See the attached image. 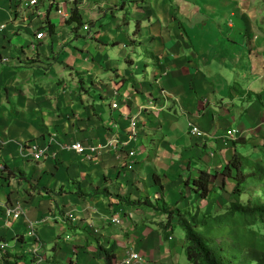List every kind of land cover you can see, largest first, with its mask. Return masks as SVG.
Listing matches in <instances>:
<instances>
[{"label":"crops","instance_id":"0c3cea01","mask_svg":"<svg viewBox=\"0 0 264 264\" xmlns=\"http://www.w3.org/2000/svg\"><path fill=\"white\" fill-rule=\"evenodd\" d=\"M26 1L0 0V254L36 264L39 247V264H104L98 241L116 245L114 264L129 250L180 264L185 242L162 237L166 216L127 202L206 214L227 204L234 184L221 172L232 151L253 147L256 159L264 146V0ZM74 8L81 24L67 23ZM133 118L136 139L118 160L108 143L127 141ZM74 142L100 153L62 149ZM32 145L48 155L34 161ZM201 171L212 176L206 200L190 187ZM17 206L22 215L6 225Z\"/></svg>","mask_w":264,"mask_h":264},{"label":"trees","instance_id":"16d2710c","mask_svg":"<svg viewBox=\"0 0 264 264\" xmlns=\"http://www.w3.org/2000/svg\"><path fill=\"white\" fill-rule=\"evenodd\" d=\"M76 22L81 24V17L77 9L71 11V17L67 23ZM257 100L262 105L261 95ZM239 143L234 141V147ZM261 155L253 160L250 155H241L237 150L223 167L221 172L222 181L228 179L233 182V188L225 192L229 194V202L222 206L220 203L211 213H199L187 209L181 210L176 205L167 207L162 204L152 205L148 200L129 201L132 207H145L165 215V222L159 223L162 237L168 240L176 226L184 232V254L189 264H264V235L250 228L255 224L264 227V146ZM254 167H258L254 169ZM252 177H255L253 180ZM158 183V178H154ZM212 176L201 171L199 176L192 181L193 190L200 199L206 200L211 193L210 184ZM251 179V180H250ZM256 192L260 197H252L243 202L242 196L251 197ZM82 198L89 195L77 191ZM182 199H183V193ZM226 210L223 211L224 208ZM223 211V212H222ZM175 220V222H174ZM236 227L238 237L235 241L228 238H213L212 231L219 230L224 226ZM204 232V234L202 233ZM229 233V232H228ZM228 239V240H227ZM5 239L0 237V243ZM116 245L104 247L97 241L96 251L93 254L96 260H102L104 264H114ZM22 257L14 256L6 251L0 254L3 264H18Z\"/></svg>","mask_w":264,"mask_h":264},{"label":"built area","instance_id":"2783aa9c","mask_svg":"<svg viewBox=\"0 0 264 264\" xmlns=\"http://www.w3.org/2000/svg\"><path fill=\"white\" fill-rule=\"evenodd\" d=\"M38 4L37 0H28L26 1V5L27 6H35ZM57 14L60 17L68 18L69 15L64 11L63 8H58L57 9ZM1 28H4L3 26ZM85 29H88V27H84ZM44 37V32L43 31H39L36 35V39L37 40H42V38ZM114 108H117V103H114L112 105ZM137 121L136 118H133L131 120V132L130 135L128 136L127 141L125 142H121L118 145H115L114 143L112 144V142L108 143V146L112 147L113 149L118 153L117 158L118 160L121 159L122 156V150L128 146V144L133 141L134 139H136V126ZM190 134L192 136H204V134L202 133V131L195 125L190 124ZM238 134L237 130H231L228 131L226 133V137L227 138H235V136ZM117 143V142H116ZM63 150H67L70 152H74L75 154L79 155V156H83L86 160H92L95 156H97L100 153V148L99 147H94V146H84L82 143L80 142H74L68 145H63L62 146ZM32 157L34 159V161H41L43 160L47 155H48V150L46 148H40L37 145H32ZM128 159H130L127 164H126V168L127 169H132L133 168V159L136 157V151L134 150H130L127 153ZM0 170H4L2 167L0 168ZM6 218H7V222L6 225L9 224V221L12 219H18L21 215H22V209L20 206L17 207H10L6 210ZM110 223L112 225L115 226H119L122 224L120 217L115 216V217H111L110 218ZM34 226L35 224H30L29 226V233L35 235L34 232ZM95 232L97 233V230H95ZM7 249V244L1 242L0 243V251H5ZM39 247H35L34 249H32V254L35 256L36 259V264H39L40 262H42V257L39 254ZM121 264H159L153 261H149L146 258L140 256L137 252L129 250L126 252V255L124 257V259L122 260Z\"/></svg>","mask_w":264,"mask_h":264},{"label":"rangeland","instance_id":"374dc122","mask_svg":"<svg viewBox=\"0 0 264 264\" xmlns=\"http://www.w3.org/2000/svg\"><path fill=\"white\" fill-rule=\"evenodd\" d=\"M188 22V21H187ZM210 22H212V23H210ZM214 22V20L211 18V17H208V20L206 21V23H209V25H211V24H214V26H215V23L216 22H218L217 21V19H216V21H215V23H213ZM190 24H191V22H189ZM220 23V22H219ZM131 25H132V28H134V30H136V27H135V24H134V22H131ZM211 26H213V25H211ZM215 29H218L217 27H215ZM218 31V30H217ZM220 33H218V35H219ZM224 34H226V33H224ZM78 42H80L81 44H82V42H85V40H84V38H80V39H78ZM72 43V42H71ZM71 43H69V45H72ZM116 49H115V51H114V54H116ZM133 59H135V58H133ZM126 67H128L127 65H125ZM217 66H219V69H221V67H220V65H217ZM229 66V65H228ZM228 66H225V67H223L225 70L224 71H227V70H229L228 69ZM229 67H231V66H229ZM212 68H215V65H213L212 66ZM214 71H216V68L215 69H213ZM261 147H259L258 148V154H260L261 155V152H262V148L260 149ZM250 149V150H249ZM251 150H254L253 149V147L251 148V147H249V146H245V147H240V148H238V152L239 153H241V155H244V156H247V155H250V154H252V152L253 151H251ZM234 151H232V153H233ZM232 153H231V156H232ZM231 158V157H230ZM252 159H255V157L253 158L252 157ZM257 159V158H256ZM254 169H257L258 167H254V166H252ZM255 177H252L251 179L253 180ZM194 179H196L195 177H193V180ZM250 179V180H251ZM190 187L191 188H193V185L191 184L190 185ZM232 188L233 187H231V188H229L230 190V192H231V190H232ZM262 194H260V192L259 193H256V192H254L253 194H252V196L251 197H249V196H247V195H245V196H242V201L243 202H247V199H249V198H252V197H260ZM224 197H225V199H227V201L229 202V199H230V197H229V194H225L224 195ZM143 209H146V210H148L149 208H145V207H143ZM227 209V207L226 208H224L223 209V211L224 210H226ZM222 211V212H223ZM121 216V215H120ZM156 224H157V222H155ZM159 225V224H158ZM250 228H252V229H254L255 231H257V232H259L260 234H262V235H264V227L263 226H261L259 223L258 224H255V225H253V226H251ZM229 232V233H228ZM203 234H204V232H202ZM174 236H175V238L177 239V241L179 242V243H181L182 241H184V232H183V230L179 227V226H176L175 227V229H174ZM211 236L213 237V238H219L220 236L222 237V238H228V239H230V241H235V239L238 237V233H237V229H236V227H234V225H232V226H227V224L225 223L224 224V226L222 227V228H220L219 230H214V231H212V234H211ZM227 239V240H228ZM185 246V245H184ZM180 259H179V262H180V264H189L188 263V261H187V258H186V256H185V254H184V251L182 250L181 251V253H180V257H179ZM159 264H161V263H159Z\"/></svg>","mask_w":264,"mask_h":264}]
</instances>
